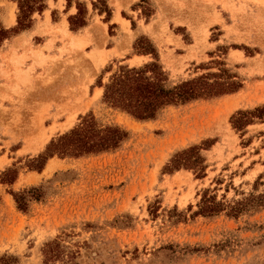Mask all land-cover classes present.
Wrapping results in <instances>:
<instances>
[{"label":"rangeland","instance_id":"1","mask_svg":"<svg viewBox=\"0 0 264 264\" xmlns=\"http://www.w3.org/2000/svg\"><path fill=\"white\" fill-rule=\"evenodd\" d=\"M123 68L204 92L139 119ZM89 119L123 138L50 148ZM1 257L264 264V0H0Z\"/></svg>","mask_w":264,"mask_h":264},{"label":"trees","instance_id":"2","mask_svg":"<svg viewBox=\"0 0 264 264\" xmlns=\"http://www.w3.org/2000/svg\"><path fill=\"white\" fill-rule=\"evenodd\" d=\"M26 8H30L27 3L24 5V10ZM19 21H21V16H19ZM200 84L201 80H192L183 82L172 89H165L157 78L151 79L147 76L146 70L123 68L105 85L103 97L106 102L130 115L146 119L154 117L166 104L185 101L204 92V89H200ZM123 136L124 133L117 127H106L99 130L89 119L85 120L80 127L72 129L57 141L52 142L50 148L74 153L99 151L115 147ZM214 206L215 202L211 200V197H204L200 211L212 212ZM8 261L7 257L0 258V264H8Z\"/></svg>","mask_w":264,"mask_h":264}]
</instances>
